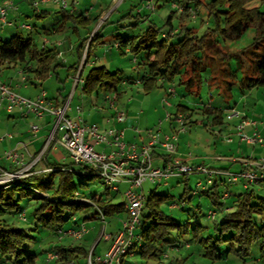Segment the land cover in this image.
<instances>
[{"label": "trees", "instance_id": "trees-1", "mask_svg": "<svg viewBox=\"0 0 264 264\" xmlns=\"http://www.w3.org/2000/svg\"><path fill=\"white\" fill-rule=\"evenodd\" d=\"M186 1L188 0H183L185 4ZM191 1L194 2L195 8L204 4L208 9V15L215 20V27L209 28L201 36H198L194 29L187 27L178 28L176 29L179 30L178 32L172 33L174 28L171 24L172 18L169 17L166 24H169L170 30L166 32V36L161 34V38L158 37L160 28L154 24L136 36L118 37L121 53H124L125 47H129L128 49L134 54L145 52L144 72L138 78H129L128 82L133 83L138 79L142 84V90L149 92L156 86H162L164 82H172L179 77L181 85L188 84V87L196 91L200 81V70L207 64L205 58L210 57L212 60L217 58L216 56L226 47L222 41L238 39L252 27L255 29L253 42L241 52V55H244L243 61L238 63L245 74L240 79V86L245 93L243 90L245 87L251 90L264 85V9L261 5H252L256 0ZM57 13L61 16V22L55 31L63 30L68 22L75 24L76 29L78 25L85 27L91 22V17L70 13L68 9H58ZM50 14L51 12L47 10L35 11L37 18H47ZM94 19L96 21L98 17ZM43 28L47 27L41 29ZM100 35L101 29H97L90 43H88L89 36L81 38L77 45L78 62L82 59L86 47V58L89 57L91 46ZM176 35L179 36L177 42L173 40ZM58 53L57 47L45 44L40 48L35 40L29 37L26 39L20 34L3 40L0 37L2 62H7L9 65L26 63L23 66V71L26 72L30 62L34 60L37 67L30 66L29 70L42 79L58 66ZM245 60H248V66L245 65ZM215 62L209 64L213 69L216 66L219 72L216 74L213 70V73L217 81H222L221 84H216L223 89L226 96H229L236 84L235 73L228 62L223 63V60ZM123 81L121 70L111 72L107 66L97 64L84 78L83 90L85 93L104 91L106 97L108 92L114 91L116 98L120 95L118 88ZM111 100H114V97ZM198 109L183 103L178 104L174 116L181 114L188 120L195 113H199ZM199 110L201 114L211 118L212 126H220L224 123L223 108L209 104ZM49 167L55 170L17 180L8 188L0 187V263L2 264H38L41 255L46 264H67L69 261L83 264L90 252L92 255L97 254V244H92L90 249L83 242L90 231L82 238L74 239L60 238L58 230L78 226L81 222L87 223L88 218L102 222L101 213L105 221L109 217L126 214L125 199L116 202L120 188L111 195L109 191L111 189L104 184L94 168L88 165H75L72 161L67 164L54 161L49 163ZM259 172L263 175V179L255 182L264 181V169ZM96 178L105 185L106 194L98 195L91 191L89 183ZM212 184L214 185L210 189L197 194L200 197L206 195L215 203V208L209 209L215 212L214 217L209 216V211L205 215L200 200L193 205V196L188 190H184L179 197L169 193H158L155 188L150 190L143 199L140 224L135 231L139 239L131 247L132 256L141 257L143 264H264V197L255 201L253 190H249L251 183L247 187H244L243 183H237L242 184L245 190L234 194L230 192L225 199L231 198V200L225 202L221 197L226 188L221 190L219 187L222 184L218 180ZM227 187L230 189V186ZM22 195L32 196L36 200L38 207L32 212L33 220L52 231L45 239L49 244L46 250L32 249L29 240L33 237L29 231L15 224V219L21 220L23 213L26 219L21 221L26 222L29 219L25 209L19 207V199ZM187 204H192L195 208L194 212L189 213L190 211L186 210ZM167 206L171 209L179 208L187 211L192 220L191 218L186 221L179 220L165 210ZM203 215L207 216L210 224H203L200 221ZM67 223L71 224L66 227ZM89 228L91 230L90 226ZM255 243H259V248L253 252ZM185 250L188 252L183 256ZM49 251L56 252L58 257L49 261L47 256ZM174 255L176 263L173 259ZM231 257L232 261H229ZM122 264H131L129 257L124 258Z\"/></svg>", "mask_w": 264, "mask_h": 264}, {"label": "rangeland", "instance_id": "rangeland-1", "mask_svg": "<svg viewBox=\"0 0 264 264\" xmlns=\"http://www.w3.org/2000/svg\"><path fill=\"white\" fill-rule=\"evenodd\" d=\"M14 1L19 6V8L12 11L10 10L9 17L12 13L15 14V25L7 26L4 30H2L0 36L2 40L9 39L15 34H20L26 39L29 37L32 40H35V42L41 48L45 44L47 46H53L55 42L57 43L58 41H63L64 39H66L65 36H67L71 38L73 44L78 45L82 40L81 38H85L87 36L90 37L88 41V43H90L92 38L91 36L94 34V32L97 29H101V32L103 34L102 36H104V38L101 40V42L99 41L97 43V41H95V43L91 46V54L89 55V57L86 58L85 53L83 54V57L81 59L82 64H87L85 72H82V77L85 78L87 76L89 70L93 67L94 64L105 65L109 70H111V72L121 70L124 81L119 84L118 91L121 94L122 101L127 102L128 100H134V104H143L142 108H146L148 110V116L143 119V123L145 124V127L148 126L149 129H145L144 127H142V130L146 132H148L150 129H153L154 131L160 130L159 133L162 137L165 135V132H169L170 134L177 133L181 129L182 124L177 123L174 118L169 120L168 114L171 113L172 115H174L177 111L178 104L183 103V105L201 109L202 107L211 103L212 106L223 108L225 110V120L224 123L220 126H207L201 121L191 126H187L186 124H188V120L184 118V124L186 125V128L184 129V131L178 132L176 144L177 146L181 144L180 154L183 156L182 158L187 157L189 153L191 154L190 156H188L191 157L190 161L188 162L191 166L200 164L215 166L214 164L223 162L225 164H228L229 167L227 170L236 171L239 168L241 169V162H232L233 158L243 156L242 161H262L264 159V147L262 144H260V142L257 141L255 145L243 143L233 147L235 143H237V141L232 144L231 142L227 141V138L233 137V135L231 134H235V132L229 134V131H226V128L224 129V127H227L228 125H234L237 122V118L228 120L226 117V113L230 109L229 107H233L240 111L246 110V117L249 120L256 121L257 124H259V127H257L256 125H254V127L257 130L256 132L258 133V135L264 138V85L258 88H251V90L245 87L243 88V90H245V93L242 92L240 79L243 78L245 74L244 72H242L243 69L238 65L239 62L243 61L242 57L244 55H241V52L244 49L250 47L253 42V38L255 36L254 28L251 27L242 37L238 39L222 41L223 45H226V47H224L225 49H223L221 53L216 56L217 58H213V60L210 59V57L205 58L204 61L207 64H205L200 70V81L199 86L196 87V91H192L191 87H188V84L181 85L179 83L180 79L178 77L175 80L176 83H166L162 86H156L149 92H145L139 86L133 85L132 83L128 82L129 78H138L144 72L145 63H143V61L145 60V52L140 51L137 54L128 53L123 55L116 48H110L109 45H111L112 43L113 34H121L122 37H133L143 33L150 25L154 24L156 25V27L160 28L158 31V37L161 38L162 33H166L170 30V26L169 24H166V21L167 18L172 17L173 24L176 28H191L195 30L194 32H196L198 36H201L209 28L215 27V20L208 15V9L204 4H200L197 8H194L196 10V17L192 18L191 14H189V11L185 10L184 12H181L173 7L170 4L171 0H153V2L156 4V9L154 10L145 7L148 0H106L104 14L102 16L99 15L101 17L98 16V20L95 21L93 16H96V14H98L100 10L91 9V6H93V0H78V2H80L78 8L84 10L88 9V12L90 13L91 11L93 15L92 25L89 29V31L91 32L86 33L87 30L80 27L81 30L79 37L74 30L75 24H73L72 22L69 23L67 31H65L64 34H62V32L60 33L59 31H55L57 27L56 25L59 22L60 18V15L57 13L58 9H61L59 5L50 2L48 4H45L44 6L42 5L43 7H48L46 9L50 10L51 14L47 18H37L35 16V11L38 10L33 7L29 0ZM203 1L204 0L200 2ZM258 4H260L261 8L264 9V0H256L252 3V5ZM72 7L73 6L71 5L70 9H72ZM146 14L149 17H146ZM108 18L109 20L113 21L107 22ZM23 23L29 24L33 28H22L21 26ZM42 27L47 28L41 29ZM38 28H40L41 30H39ZM178 31L179 30H177V32ZM99 39H101V37H98V40ZM178 39L179 36L176 35L174 39L175 42H177ZM77 50L78 48H76V50H73L74 52H69V50L65 46H62L58 51L60 55H58L57 59L62 65H65L67 68H63L64 66H61L58 70V74L53 73V78L51 76H47V78L44 79V81L42 80L41 83L37 84L36 82V86H34L33 84L31 85L28 80L23 81L21 79L22 74H20L21 76L19 75V72L21 73L22 68L26 65V63L19 62L17 65H14L13 63L9 65L7 63L6 72L4 74H1V79L4 82L9 80H14L15 83L17 82V85H21L20 88H18V91L21 92V95L25 97L35 96L38 91L40 94V92L45 90L48 97L54 98L58 95V88L63 89L64 84H66V86L63 89V94L68 95L71 92L74 78H76L78 74H75L68 68L78 61ZM220 60H223V63L228 62L231 66V70L235 73L234 79L236 80V84L235 87H233V90L230 92L229 96H226L223 89L221 87H218V85L216 84H221L222 82L220 80L217 81L214 74H217L219 70L215 68L216 66L213 69V66L209 64H214L215 61L218 62ZM64 61L67 62L64 63ZM244 63L246 66H248V60H245ZM30 65L37 66V63L33 60L32 62H30ZM66 69H68L72 73L69 74L68 70ZM213 70H215L214 73ZM30 76L34 77L32 74ZM222 77H224V75H222ZM25 83L26 85H28V87L24 86ZM172 86L175 87L176 92L170 94L167 89ZM82 87L83 86H79L74 92V97L71 101V107L76 110L80 106L83 109L82 114L84 117L82 118L89 122H97L98 124L102 125V122L110 113V109H112V107L110 106L112 101L110 100V98H108V96L112 99L116 96L115 92H109L106 98V93L104 91L85 93L83 92ZM199 109L198 111L201 112V110ZM197 114L195 115V118L201 119V117ZM203 118L204 115H202V119ZM205 121L207 122L208 120L205 119ZM220 130H222V134H219ZM233 139H235V136L233 137ZM133 144H136L138 146L139 142H134ZM98 150H103V147L99 146ZM219 155L223 157V159H221L222 161H220V159L214 160V158L218 157ZM55 158L59 160V163L61 162V157H58L59 159L57 157ZM42 162L44 163L45 167L49 166V164L46 163L47 161H45V159L40 163ZM66 162L71 163L69 156L66 159ZM205 179L206 177L204 174L200 172H192L188 175L185 174L184 176L180 177H172L162 183H152L147 181L143 184L142 188L145 196H147L149 191L154 188L158 193H169L177 197H179L184 190H188L193 196V205L197 204L198 200H200L202 211L206 215L209 209L215 208V203H213L207 196L200 197L199 194H194V191H199V193L202 191V189L199 188L197 184L198 182L200 183L201 180L205 181ZM89 186L91 188V191L96 192L98 195L107 193L105 185L100 183V180L98 178H96L93 182H90ZM119 188L120 192L118 193L116 202L118 200H124L123 193L126 189V185L120 184ZM243 190L245 189H239V191ZM249 190H253L255 194V201H257L260 197H264V181L251 183L249 186ZM109 191L111 195L115 193L114 189H111ZM232 192L233 194L237 193L235 189L232 190ZM223 200L226 199L223 198ZM230 200L231 198H229V201ZM3 207L6 208L5 206ZM19 207L25 209L29 219L26 222H23L21 220L16 221L15 219V224L19 227L27 229L29 231V234H31V236L33 237V239L29 240V246L32 249H38V251L48 249L49 244L45 239L51 234L52 231L50 229L48 230V228L43 227L41 223L35 221V219L33 220L32 212L36 207H38V203H36V200L33 199L32 196L22 195V197L19 199ZM185 208L187 211H190L189 213H192L195 210L192 204H187ZM165 210L168 213H172L181 221H186L188 220V218H191L187 211H182L179 208L171 209L167 206L165 207ZM124 215L125 214L122 213L118 216L116 215L115 217H109L106 221H102L103 224L96 220V223L94 224L96 226L95 229L90 231V234L83 242H85L88 248L91 249L92 244H94L98 239L100 240V243L98 244V249L100 250L105 244L102 238H104L106 234L111 232L112 226L114 227L116 224H118L119 220L123 218ZM205 215L200 217V221L203 224H210L207 216ZM68 224L69 223H67L66 225ZM211 224H213V221H211ZM101 225H103V228L100 230ZM35 228H37V230ZM258 248L259 243H255L253 245V252H255V250L257 251ZM183 252L184 256V254H186L188 250H185ZM42 258H44L43 255L40 256L38 264H46V261L42 260ZM174 258L175 255L173 256V259ZM129 260L131 261V264H143V259L138 256L129 257ZM229 261H232V257ZM239 261L242 260L239 259ZM174 262L176 263L177 261H175L174 259Z\"/></svg>", "mask_w": 264, "mask_h": 264}, {"label": "built area", "instance_id": "built-area-1", "mask_svg": "<svg viewBox=\"0 0 264 264\" xmlns=\"http://www.w3.org/2000/svg\"><path fill=\"white\" fill-rule=\"evenodd\" d=\"M36 10L44 3H55L62 9H68L76 3V0H30ZM170 4L181 12L189 11L191 17H196V10L188 7L183 0H171ZM156 4L153 0H148L145 7L156 9ZM12 9H17V4L14 0H0V36L2 30L7 26H12L13 22L9 19L8 14ZM22 28L32 29L29 24L23 23ZM177 30H173L175 33ZM166 36V33H162ZM92 37V36H91ZM3 62L0 57V71L2 70ZM21 79L27 80L25 72L21 71ZM76 82H84L82 73L79 72L76 76ZM167 91L175 93V87H169ZM111 99V97L108 96ZM112 100V105L114 104ZM168 103V102H167ZM70 101L65 104H56L46 91L43 90L36 97H25L20 95L13 86L0 80V110L3 105L8 113H12L16 108L22 113H32L37 118H42L47 115L54 118L53 127L47 135L41 149L36 154L32 155L29 152L28 142L18 141L13 147L0 152V160H6L10 163L11 168H6L0 164V187L8 188L15 184L17 180L27 178L35 174L48 173L55 170L53 167H45L38 169L37 165L44 159L46 160L49 151L54 144L60 145L65 149L73 164L88 165L94 168L104 184L109 189H118L119 184L125 182L127 187L124 191V199L126 201L127 217L122 220L121 227L114 233L106 234L105 238L110 241L107 250L102 254L88 255L83 264H122L124 258L130 257L133 254L131 247L134 242L138 241L139 237L135 235L137 226L140 224L141 211L143 207L144 195L140 191L143 184L147 181L152 183H162L172 177H180L192 172H200L205 175V181L198 182L197 186L206 191L209 185L218 180L225 186V191L221 198L229 196L227 186H232L237 183H243L244 187L248 184L263 179V175L259 170L264 169V159L262 161L244 160V167L238 171H231L208 165L200 164L191 166L186 159L173 156L177 151L176 140L178 132L184 131V116L177 114L175 119L182 124L181 129L177 133L165 134L163 137L159 131L149 130V141L142 145L129 143L125 140V130L118 127H107L102 129L97 122L85 121L82 116L79 118L71 117L68 113ZM82 112V109H79ZM228 120L239 119L236 125V135L240 141L255 145L258 142L264 146V138L258 135L257 132L250 135L245 132V127L248 124L257 126V122L249 120L246 115L235 108H230L226 113ZM126 115L125 110H120L116 107V119L123 120ZM168 119L173 115L168 114ZM40 130L39 124H30L29 132L31 136L37 135ZM8 138H12V133H6ZM233 137H228L230 142ZM104 144L108 150H98L97 146ZM156 144L161 145L168 152L169 159L163 165H153V148ZM29 160L26 161V156ZM189 153L187 155L190 156ZM199 191H194V194ZM209 216L214 217L215 212L209 211ZM102 221L105 217L101 213ZM26 215L21 214V220H25ZM90 231L86 222H81L78 226H71L66 229H59L60 238L70 237L80 239ZM48 259L53 260L58 257L54 251H49ZM67 264H77L75 261H69Z\"/></svg>", "mask_w": 264, "mask_h": 264}, {"label": "crops", "instance_id": "crops-1", "mask_svg": "<svg viewBox=\"0 0 264 264\" xmlns=\"http://www.w3.org/2000/svg\"><path fill=\"white\" fill-rule=\"evenodd\" d=\"M105 1L106 0H93V3H92L93 6H91V9L100 10L99 13L96 14V16H93L92 13H91V11H90V13L88 12V9L84 10V9L78 8V6L80 5V2H78V0H76V3L73 5L72 10H70V13H73V14H76V15H78V14H84V15H86V17H91V22L90 23H87L85 27L78 25L77 29L76 28L74 29L75 32H76V34L79 37H80V30H81L80 27L85 28V30H87L86 33L91 32V31H89V29H90V27L92 25V19H93V17L95 18V17H98L99 15L102 16L104 14L105 5H106V2ZM45 4H48V3H44L42 5L44 6ZM42 5L40 7V10H47L46 8H48V7H46V6L43 7ZM186 5L188 7H192L193 6V8H195V4L191 0L186 1ZM18 8H19V6L17 5V9ZM12 10H15V9H12ZM47 11H50V10H47ZM9 15L10 14H8V17H9ZM101 16H99V17H101ZM145 16L146 17H149L147 14ZM15 17L16 16H15L14 13H12L11 16L9 17V19L13 22V25H15V19H14ZM112 21L113 20H109V18L107 19V22H112ZM60 22H61V16H60L59 22L57 23L56 26H58ZM69 23H71V22L66 23L64 29L63 30H60L59 32L60 33L62 32V34H64L65 31H67V27H68ZM171 24H172V27L174 29H178V28H176L174 26L172 19H171ZM102 35L103 34L101 32V35H100L101 39L97 40V43L99 41L101 42V40L104 38V36H102ZM119 36H122V35L121 34H115V35L113 34V38H112L113 40H112L111 45H109V46H110V48L111 47L116 48L121 53V50L119 49V44H118V41H119L118 37ZM65 37H66V39H64L63 41H58L57 43L55 42L53 46L57 47V50L58 51L60 50V48L62 46H65L69 50V52H74L73 50H76L77 45L72 43L71 38H69L67 36H65ZM128 48L129 47H125L124 53H121V54L124 55V54H128V53H132L130 51V49H128ZM86 49H87V47L85 48L83 54L86 53ZM58 55H60V53H58ZM58 55H57V58H58ZM57 61L59 63L58 66L54 67L48 73V75H47L48 77L51 76L53 78V76H54L53 73H57L58 74V70H59V68L61 66H64L63 68H67L65 65H62L58 59H57ZM67 61H64V63H66ZM81 61L82 60H80V62L77 61L78 63L76 62L75 64H72V66H70L68 68L70 70H72L75 74L76 73H79V72H81V73L82 72H85V69L87 67V64L86 63H83L82 64ZM6 65H7V62L3 63V67H1L2 70L0 71V80H2L1 79V74H4L6 72V67H7ZM30 66L33 67V68H36L37 67V66H34V65L33 66L30 65ZM30 66H28L29 68L26 69L25 74L27 76V80L29 81V83L31 85L33 84L34 86H36V82H37V84L38 83H41L42 80L44 81V79L47 78V76H45L44 79L40 78L38 75H36L35 72L29 70L30 69ZM93 66H95V64ZM22 70H23V68H22ZM66 70H68V69H66ZM27 73H30V74H27ZM68 73L70 74L72 72H70L68 70ZM20 74L21 73L19 72V75ZM31 74L34 77L30 76ZM176 78H178V77H176ZM176 78L174 79V81H172V82H164V84H166V83H171V84L176 83L175 82ZM5 82H8V83L12 84L13 87L15 88V90L18 93H20V95H21V92L18 91V88H20L21 85L20 86L17 85V82L15 83L14 80H9V81H5ZM160 83L162 84V81H160ZM132 84L133 85H136V86H139L140 88H142V84H141V82L138 79L135 82H133ZM24 86L25 87H28V85H26V83L24 84ZM65 86H66V84L63 85V89L65 88ZM79 86H84V82L77 83L76 82V79L74 78V82L72 84L71 92L68 95H64L63 94V89L58 88V92H57L58 95L56 97H54V98L53 97H50L56 104H65L67 101H70L69 108H68V113H69V115L71 117H74V118H79L80 116L84 117L83 114H82L83 113V109L80 106L76 110H74L71 107V101H72V99L74 97V92L76 91V89ZM83 92H84V90H83ZM38 94H39V91H38V93L36 95H38ZM36 95L35 96H27V97H36ZM133 101L134 100H128L127 102L126 101H122L121 94L118 97H116V98L114 97V102L115 103L112 105V102H111L110 106L112 107V109H110V111H109L110 113L107 115V117L102 122L101 127H102V129H105V128L110 127V126L118 127V128H123L125 130V140L127 142H129V143H132V142L133 143L134 142L135 143L136 142L138 143L139 142V145H142V144L147 143L149 141V133H148L149 131L146 132V131H144V130L141 129L142 127H144L145 129H149L148 126L145 127V124L143 123V119L148 116V110L146 108H142L143 104L136 105V104H134ZM210 105H211V103H210ZM116 107L118 109H120V110H125L126 111V115H125V117H124L123 120L116 119V117H115ZM80 108L82 109V112H79V109ZM241 111L243 113H245V115H247L246 110L245 111L244 110H241ZM195 115L196 114H194L190 119H188V124H186L187 126H191V125H193L195 123H199V121H201L203 124L204 123H207V126H212L211 125V118H209V117H207V116L204 115V118L208 120L206 122L204 118L202 119V115L203 114H201L200 111H199V113L197 115H199L201 117V119L195 118ZM171 119H169V120H171ZM85 121H87V120H85ZM175 121L177 123L181 124L180 121H178L176 119H175ZM53 122H54V118L52 116L47 115V116L42 117V118H37L32 113H22V111H20L17 108L12 113H8L6 111V109H5V105H3L2 108H1V110H0V152L4 151L5 149H9V148L13 147L18 141H23L24 140V141L28 142L29 152L30 153L32 152V155L33 154H36L39 151V149H41V147H42V145H43V143H44L47 135L50 133V131H51L52 127H53ZM238 122H239V119H237V122L234 125H228L227 127H224V129L226 128V131H229V134H231L232 132H235L236 133V128L235 127H236V125H237ZM35 123L40 125V130L38 131L37 135H35V137H34V136H31V134L29 132V127H30V124L32 125V124H35ZM212 127H214V126H212ZM257 127H259V124H257ZM161 131H163V130H161ZM256 131L257 130L255 129L254 124H252V123L251 124H248L245 127V132L248 133V134H250V135L254 134V132H256ZM258 131H259V129H258ZM8 132L9 133H12V135H13L12 138H8L6 136V133H8ZM166 133L167 134H170L169 132H165V134ZM222 133H223L222 130H220L219 131V134H222ZM231 135H233V137L235 136V139H233L230 142L233 144V143H235V141H237V143H235V145L233 147H235L237 145H240V144H243V143H247V142H244V141H240L239 138H238V136L236 134H233L232 133ZM247 144H249V143H247ZM180 145L181 144H179L177 146V151H176V153L173 154V156H177V157H181L182 158L183 156L180 154L181 153L180 152L181 151ZM99 146L100 147L102 146L103 149H106V150L109 149V148L105 147V145H103V144L98 145L97 146V149H98ZM68 156H69V154H68V152L65 149H63L58 144H54L53 147H52V149L49 151V153H48L47 158H46L45 161H47L46 163H48V164L51 163V162H54V161H56V162L59 163V160H57L55 157H57V158L58 157H61V162L60 163L67 164L66 159L68 158ZM169 156L170 155L164 149V147H162L159 144H156V146L153 148V165H163V164H165L166 161L169 159ZM29 158L30 157L27 155L26 156V161H28ZM242 158H243V156L242 157L240 156V157H237V158H233L232 159V162H241V168H242V165H243ZM183 159H186L189 162L190 159H191V157H185ZM215 159L216 160L220 159V161H222L221 159H223V157H221L219 155L218 157L214 158V160ZM70 160H71V158H70ZM154 160H155V162H154ZM191 162H193V161H191ZM0 164L2 166H5L6 168H11V166H12V165H10V163L8 161L3 160V159L0 160ZM214 165L215 166H213V165H208V166L218 167V168L221 167V168H226V169L229 167L228 164H225L223 162H220L219 164H214ZM37 166H38L37 167L38 169H44L45 168L43 162L40 163V164H38ZM238 168H236V169H238ZM238 170H240V168ZM238 170H236V171H238ZM120 184L126 185V187H127V184L125 182H122ZM120 184H119V187H120ZM213 185L214 184L209 185V189ZM230 187H231L229 189L230 192H232V190H234V189L237 192H240L239 191L240 188L241 189L242 188L244 189V187L242 186V184L232 185ZM219 188L221 190H224L225 189V186L224 185H220ZM140 191L145 196V193L143 191V188H140ZM204 196H206V195H204ZM221 200L222 201H225V202H228L229 201V198L227 200H223V198H222ZM126 215H127V211H126V214L124 215V217L119 220L118 224H116L114 227L112 226V230L109 233H113V232L117 231L121 227L122 220H124L127 217ZM87 220H88L87 221L88 225L89 226L91 225L90 226L91 227V230L90 231H92L96 227L94 224L96 223V220L97 219H94V218H90L89 219L88 218ZM98 221L103 224V222H101L100 220H98ZM70 224L71 223H69L68 225H66V227H68ZM102 228H103V225H101L100 230ZM100 230H99V232H100ZM102 239L104 240L105 244H104V246L100 250L98 249L99 248L98 244L100 243V242L98 243L99 240L97 239L95 241V243H94L95 245L97 244V249H96V253L97 254L104 253L107 250V248L109 247V245H110V241L109 240H107L105 237L102 238Z\"/></svg>", "mask_w": 264, "mask_h": 264}]
</instances>
